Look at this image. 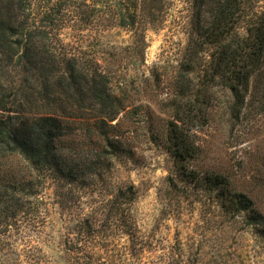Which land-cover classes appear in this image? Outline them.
Instances as JSON below:
<instances>
[{"label":"trees","instance_id":"1","mask_svg":"<svg viewBox=\"0 0 264 264\" xmlns=\"http://www.w3.org/2000/svg\"><path fill=\"white\" fill-rule=\"evenodd\" d=\"M89 1L39 0L33 9L32 0H0V220L34 211L29 198L36 210L44 184L52 186L58 206L73 213L71 192L85 186L103 190L106 159L131 158L123 140L136 119L147 128L148 142L169 154L171 187L179 183L204 191L223 211L244 213L250 224H263L262 213L232 186L229 174L199 165L203 149L196 139L218 110L238 120L247 102H254L264 112L260 0L189 1L191 29L171 81V97L159 102L168 117L162 123L151 118V99H135L130 90L114 87L113 73L96 61L87 65L62 39L60 31L73 26L63 23V16L75 18L73 13L98 3ZM172 2L116 0L114 24L134 28L141 17L162 23ZM84 13L77 20L81 31L92 23ZM111 192L103 211L79 217L72 226L83 239L81 246L66 249L70 264L81 257L85 264L104 255L109 262L116 258L111 241L96 244L97 227L135 237L134 185L114 184Z\"/></svg>","mask_w":264,"mask_h":264},{"label":"rangeland","instance_id":"2","mask_svg":"<svg viewBox=\"0 0 264 264\" xmlns=\"http://www.w3.org/2000/svg\"><path fill=\"white\" fill-rule=\"evenodd\" d=\"M97 1L86 8L87 14L85 8L79 12L92 22L86 30L78 26L79 13L63 16L62 22L73 26L60 31L62 39L87 65L96 61L113 73L114 87L130 90L135 99H151V118L162 123L168 117L160 112L159 102L171 97V81L191 29L190 0H173L166 16L161 15L162 23L150 24L141 17L134 28L114 24L116 0ZM39 3L32 0V8ZM259 5L264 7V0ZM210 121L197 134L203 149L199 165L229 174L232 186L246 193L264 216V112L247 102L238 120L218 110ZM142 127L134 119L123 140L131 158L106 159L110 164L103 170V190L85 186L80 193L71 192L73 213L61 209L52 186L44 184L36 210L29 198L34 211L0 220V264H70L66 249L81 246L83 239L72 226L79 217L103 211L114 184L136 189L131 205L135 239L97 227L96 244L111 241L117 256L112 262L105 255L95 257L89 264H264V222L250 224L244 213H227L213 195L191 186L174 182L176 187H171V158L148 142L150 134ZM82 258L78 264H85Z\"/></svg>","mask_w":264,"mask_h":264}]
</instances>
